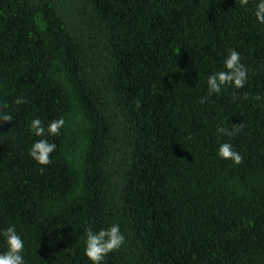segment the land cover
Wrapping results in <instances>:
<instances>
[{"label": "trees", "instance_id": "1", "mask_svg": "<svg viewBox=\"0 0 264 264\" xmlns=\"http://www.w3.org/2000/svg\"><path fill=\"white\" fill-rule=\"evenodd\" d=\"M229 48L248 81L208 97ZM0 106V228L27 264H90L84 228L112 222L105 264H264V26L238 0H0ZM34 116L65 119L48 165Z\"/></svg>", "mask_w": 264, "mask_h": 264}, {"label": "clouds", "instance_id": "2", "mask_svg": "<svg viewBox=\"0 0 264 264\" xmlns=\"http://www.w3.org/2000/svg\"><path fill=\"white\" fill-rule=\"evenodd\" d=\"M239 8L250 10L256 24L264 26V0H238ZM249 78V69L241 60V54L235 48H229L222 60V66L214 71H209L206 76L208 97L213 94L219 95L227 86L233 89H241ZM247 97V94H245ZM207 97H205L206 99ZM235 99V94L233 96ZM256 101L262 96L256 94ZM25 102L23 96L13 100L16 105ZM203 102V101H202ZM139 106V102H137ZM13 120L11 112L5 106H0V123ZM65 125L63 116L47 120L45 123L39 116L30 118L28 131L36 137L29 146L28 155L37 165H48L51 162V153L56 150V143L49 139L50 136L58 135ZM243 127V123L232 124V127L219 126L216 132L219 136L234 137ZM216 155L224 160H230L233 164H240L242 154L229 140H224L216 146ZM43 171V168L40 169ZM126 244L125 234L117 222H112L106 227L93 229L91 226L84 228L83 255L90 264H105L109 253L119 250ZM0 264H27L25 257V240L22 233L17 230V225L9 223L0 228Z\"/></svg>", "mask_w": 264, "mask_h": 264}]
</instances>
